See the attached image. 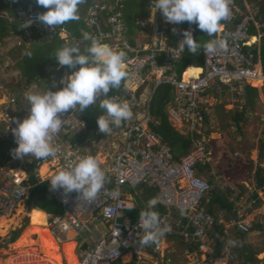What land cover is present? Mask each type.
<instances>
[{
    "label": "built area",
    "instance_id": "built-area-1",
    "mask_svg": "<svg viewBox=\"0 0 264 264\" xmlns=\"http://www.w3.org/2000/svg\"><path fill=\"white\" fill-rule=\"evenodd\" d=\"M125 1L96 0L84 17L82 39L72 37L62 28L63 25L52 29L41 24L36 20L37 14L43 13L40 11L16 9L11 14L1 13L12 25L18 26L16 30L10 28L11 35L29 42L34 28L42 37L52 38L59 34L65 46L88 41L84 37L91 35L127 54L129 83L115 99L130 105L133 112L130 120L122 122L119 127L113 126L108 134L101 133L99 129L86 133L87 122L79 112H73L65 132L64 140L67 142L63 147L59 146L60 152L55 158L41 160L36 163L35 170L26 168L1 172L0 217H6L13 214L21 204L31 200L34 187L32 171L40 182H48L46 180L49 177L71 166L79 158L86 155L97 158L103 148L111 149V153L107 154V163L97 158L106 173V182L104 190L94 201L80 200L75 192L65 194L62 189L51 190L53 198L63 209V215L53 216L48 222L57 240L70 232L77 233L78 240L83 239L86 233L91 235L88 222L104 224V233L91 247L78 255V264H114L139 245L144 232L139 219L134 222L129 215L136 209V205L128 196L130 193L125 191V188L135 189L139 186L157 190L156 207L165 209V212L158 213L163 226L169 231L158 243L152 244L155 253L165 256V248L161 244L175 236H181L190 244H200L201 249L208 248V234L216 223L215 216L207 211L212 186L198 169L214 160V151L208 141L202 138L190 152L177 158L171 147L154 130L160 122L150 112L152 98L160 86L170 85L174 95L168 110L171 124L175 128L177 126L174 123L182 124L186 129L184 134L202 135L205 117L211 112L208 99L212 94L208 91L213 94L227 91L241 96L246 87H253L254 83H260V88H264L261 58L264 15L247 0L242 3L240 0H230L232 15L223 21L221 32L217 33V38L227 40V47L215 54L203 51L205 61L202 73L187 81L184 80L185 72L180 77L176 71L184 55L178 46L185 30L183 22L171 24L164 18L159 24L158 19L154 26H150L151 42L146 44V32L143 31L136 46H132L128 36L129 28L123 16ZM139 25L148 28L145 22ZM102 99L103 96L90 107L99 105ZM13 104H16L14 99ZM7 117L12 120V113H8ZM45 164L51 165L50 169L48 165L51 174H47L49 177L43 180L37 171ZM115 190H119V197L113 199L107 193ZM221 218L224 219L223 214ZM184 220L188 221L186 226L182 225ZM189 228L193 231H189ZM225 233L230 237L228 231ZM239 242L238 239L228 238L217 258L208 253L219 262L234 261L233 249ZM166 261L167 264L172 263L170 257Z\"/></svg>",
    "mask_w": 264,
    "mask_h": 264
},
{
    "label": "rangeland",
    "instance_id": "rangeland-1",
    "mask_svg": "<svg viewBox=\"0 0 264 264\" xmlns=\"http://www.w3.org/2000/svg\"><path fill=\"white\" fill-rule=\"evenodd\" d=\"M261 2L264 3V0H248V3L254 6H259V3ZM152 15L153 14L150 13L148 20L145 22L146 26H148V31L146 32V44L147 42H151L152 35L150 30L152 29L150 26H154L158 19L159 24L161 23V20H164V17L159 10L155 13L154 22H150ZM62 36H65V34ZM109 45L111 47L114 46L112 44ZM31 47V42L15 35H10L6 39L0 38L1 142H16L12 129L17 126V121H22L30 114L31 106L25 99L26 94L44 92L42 84L39 87L34 86L30 90L24 89L19 85L22 71L20 64ZM260 86L261 84L259 83H254L253 85L254 88ZM55 88H57L56 84ZM210 97L211 98L208 99L211 111L210 123L208 124V127H206L208 131L205 135V139L213 149L215 156L214 162L212 163V170L209 171L211 174H206L204 177L205 180L210 181L215 190H222L227 194L229 200H233L236 203L235 211H237L238 214L237 218L229 219L224 217L223 220L222 218L220 219L224 228L226 230L230 229L229 232L236 229V234H233V238L241 240L237 249L234 250V258L236 259L230 262L229 260L228 262H219L216 259H213V257L211 258L209 253L214 256L215 241L211 238L210 234H208V239H212L213 241L211 242L209 240V247L206 249L198 248L192 250L193 248L191 247V244L182 239V237H179V239L174 238L161 245L167 248V257L172 259L171 264H243L244 258L242 257L241 252L237 251L242 247L251 248L257 255L258 259L262 260L259 264H264V192L257 189V181L255 177L257 168L260 167L264 169V158L260 157V147L261 145H264V88H260L257 97H254L246 119L241 124L242 130L237 128L234 122V117L236 114L242 112L243 107L246 104L247 98L245 93H242L241 96L235 93H229L227 95L222 93L219 95L214 94V96ZM13 99L16 104L12 105ZM73 112L76 113L77 109L74 111L69 110L61 116V118L66 121L55 140V143L60 147H63L67 142V140H64V138H66L65 132L68 130L67 123L69 125V118ZM8 113H12V120L7 117ZM174 125L177 126L176 128L178 132L182 134L185 133L186 129H184L182 124L174 123ZM98 153L97 158L102 160V162L107 163V161H109L107 156V154L111 153L109 147L103 148L102 152ZM40 161L41 160H36L29 156H25L22 159L13 158V160L9 162H5L0 158V184L3 180L1 174L3 170L31 169L34 164ZM48 165L50 169L51 165ZM39 169L37 174L43 180L49 177L47 174H51V172H48L47 165H43ZM126 190L128 193L135 192V194H132V198L136 205L139 204V198L145 196L144 189L125 188V191ZM255 193L259 196L257 199L253 197ZM146 197H148V195H146ZM21 209H23L22 212ZM30 211L31 206L28 203H23L13 214L6 216V218L14 219V221L7 232H2L3 230L0 228V260L5 261L17 253V250L13 245L24 234H29V237L32 239L34 236L36 237V233L41 236L42 232H45L48 235L49 244L54 247L55 255H53V263L56 261V256H59L61 257V264H65L63 261V254L61 253V244L54 239L49 225L46 226V221L48 220L47 223L49 222V216L45 222H43V220L39 222L38 220H35L36 217L32 214H29V216L27 215V212L30 213ZM235 220H237L236 223H234ZM34 231H36V233ZM16 234H18L17 239L12 241ZM243 234L244 236H242ZM88 235L87 233L84 235L80 244ZM34 248H38V246H34ZM133 251L134 249L130 252ZM48 253L49 251L47 250L46 254ZM78 254H80V252ZM74 255L76 260L70 262L66 261V264H78V257L75 254V249ZM127 255H129L128 258ZM127 255L124 256L123 259L125 262H132L136 258L135 256H137L136 264H167V261L163 256L150 252L148 253L140 246L137 247L133 253H128ZM45 264L50 263L45 262ZM254 264L258 263L255 262Z\"/></svg>",
    "mask_w": 264,
    "mask_h": 264
},
{
    "label": "clouds",
    "instance_id": "clouds-1",
    "mask_svg": "<svg viewBox=\"0 0 264 264\" xmlns=\"http://www.w3.org/2000/svg\"><path fill=\"white\" fill-rule=\"evenodd\" d=\"M36 2L47 9L46 12L37 14L36 20L55 29L70 21H78L80 19L79 8L85 3V0H36ZM242 2L243 0H240V3ZM261 4L264 6L263 2ZM229 5L230 0H152L150 11L153 15L150 22H154L155 13L159 10L168 23H194L200 30L207 33V36L214 37L221 32L223 21H227L232 15ZM255 7L260 10L258 5ZM262 14L264 15V13ZM182 35L183 39L178 45L181 52H184L187 47L188 51L193 54L198 53L201 49L206 54H215L218 50L227 47L225 38L210 39L201 44L200 41L193 38L191 29L184 30ZM84 39L89 40L90 45L83 51L76 45L63 46L57 49L53 55L60 67L74 69L67 77L66 82L62 80V83H65L63 88L58 91L47 90L26 94L25 99L31 106L30 114L22 121H17V126L12 129L17 144L13 150L14 158L22 159L25 156L33 157L36 160L55 158L60 152L55 140L66 121L61 118L62 114L76 109L77 112L79 110L80 113L84 112L101 96L105 97L99 104V107L104 110V114L97 118L98 129L101 133L108 134L113 126L119 127L122 122L133 117L132 109L126 101H117L115 98H109L108 95L113 89H119L122 81L129 77L126 69V52L115 50L109 44L103 43L91 35H85ZM27 55L31 56V52H28ZM190 67L203 68L196 66L188 68ZM248 87L245 89V95H247ZM260 87L251 88L259 92ZM225 94L227 95L229 92L226 91ZM211 96L214 94L212 93ZM175 129L177 130V128ZM205 137L204 135L203 138ZM213 162L214 160L211 162V167ZM201 175L205 179V175ZM46 181L50 183L51 190L62 189L65 194L75 192L80 200L91 202L104 190L106 173L96 157L86 155L71 166L59 170ZM107 194L116 199L119 197V190ZM132 194L135 192H130L128 196L132 198ZM156 197L157 195L149 200L145 210L139 214V224L144 232L139 246L156 244L169 231L167 227L163 226L161 217L155 210L158 208L156 207L158 203ZM229 230L225 229V232H229ZM229 235L227 240L233 238L232 232H229ZM81 240L80 238L79 241Z\"/></svg>",
    "mask_w": 264,
    "mask_h": 264
},
{
    "label": "trees",
    "instance_id": "trees-1",
    "mask_svg": "<svg viewBox=\"0 0 264 264\" xmlns=\"http://www.w3.org/2000/svg\"><path fill=\"white\" fill-rule=\"evenodd\" d=\"M96 0H85V3L82 4L79 8L80 19L78 21H70L67 24L63 25L62 28L70 34L72 37L76 39H82V30L85 29L84 17L87 15L89 7ZM115 1V0H113ZM125 8L123 9L124 20L129 28L128 36L131 38L132 46H136L137 40L141 37V32H147L148 28L144 29L138 24V20H147L151 13V5L152 0H126ZM259 7L261 13H264V6L259 3ZM16 9H22L24 11H40L46 12L47 9L43 6L37 4L36 0H0V38L6 39L8 38L10 33V28L16 30L17 25H12L10 21L1 16L2 12H8L11 14ZM183 26L185 30L191 29L193 32V38L197 41H200L201 44L206 43L210 39H216L217 34L214 37L207 36V33L200 30L196 24H189L188 22H183ZM144 29V30H143ZM172 41L173 38L171 37ZM32 47L28 52H31V56L25 55L23 58L20 67H21V78L19 85L24 88L30 90L34 86L39 87L41 84L43 85V90H51L58 91L63 88L62 80L66 82L67 77L74 71V69H70L67 67H60L55 57L53 56L55 51L63 46H65V41L60 38L59 34L53 36L52 38H48L47 36L42 37L38 34L37 30L33 28L32 32ZM173 44V42H172ZM76 45L81 48L83 51L90 45V41L71 43L68 46ZM204 50L201 49L198 53H191L188 51L187 47H185L184 55L181 60V63L178 65L177 73L181 77L182 73L189 66L203 67L204 66V56L202 54ZM261 58H262V68L264 71V43L261 48ZM162 63V62H160ZM199 68H188L185 73L195 74L196 70ZM202 71V70H201ZM200 72V71H199ZM186 75L184 74V79ZM128 79L122 81L119 89H113L108 93L109 98H116L120 95L128 85ZM55 84L57 88H55ZM212 94V91H208V93ZM216 92V91H215ZM214 92V93H215ZM225 94L226 92H222ZM218 94V93H217ZM246 104L243 107L242 112L236 114L234 117V122L239 130H242L241 124L245 121L248 111L250 110V106L253 103L254 97H257L258 91L254 88L248 87L246 93ZM105 97H103L104 99ZM102 99V100H103ZM174 100V95L172 93V87L168 84L160 86L153 98L150 105V112L152 116L160 122L159 126L154 127V130L163 138L164 142L171 147L175 156L180 158L181 156L187 154L192 150L195 143L197 141H201L204 135L207 133L206 127L210 123V115L205 117V129L202 135L198 134H188L182 135L179 133L171 124L169 120V106ZM79 114L82 118L87 122L88 129L86 133H90L94 130L98 129L97 118L99 115L104 114V110L99 107V105L94 107H89L85 109L84 112ZM17 147L16 142L9 141H0V158L5 162H9L13 160V150ZM261 154L260 157L264 158V145H261ZM33 170H35L36 164L32 166ZM200 174H210L211 163L206 166H201L199 169ZM34 171L31 172V181L34 184L33 189L31 190L32 198L29 201V205L32 200L36 199V208H39L51 215L61 216L63 215V209L61 205L53 198L51 188L48 182H40L35 176ZM264 169L257 168L255 172V177L257 181V189H260L264 192ZM209 181V180H208ZM210 183V181H209ZM212 186V184L210 183ZM139 189H144L145 196L139 198V204H137L136 209L129 213L132 217L133 221L136 222L139 219V214L141 211L145 210L147 203L149 200L153 199L157 195V190L147 189L144 186L137 187ZM134 193V192H133ZM148 195V197H146ZM254 198H258V194L255 193ZM236 203L233 200H229L227 194L222 190H215L212 186L211 196L209 199V203L207 204V211L212 216H215L216 223L214 224L211 232V238L215 241V258L219 257L221 254L222 246L227 242V234L225 233V228L223 225L219 224V218L222 216L225 218H237V211H235ZM157 211H165L161 208H155ZM40 211L38 209L35 210L36 213H41L46 218L47 215L45 212ZM232 215V216H231ZM231 216V217H230ZM188 224L187 220H184L183 226ZM189 231H193L192 228L188 229ZM244 235V234H243ZM18 237V234L14 236L12 241H15ZM177 239L181 236H175ZM200 244H191V247L194 249H198ZM1 247V245H0ZM221 247V248H220ZM149 251L153 253L151 247H149ZM237 249V247L235 248ZM241 252L242 257L244 258L243 264L255 263L258 264L262 262L259 260L255 252L249 247H242L237 250ZM245 254V255H244ZM114 264H123L122 261H117ZM130 264H135L132 262Z\"/></svg>",
    "mask_w": 264,
    "mask_h": 264
},
{
    "label": "bare ground",
    "instance_id": "bare-ground-1",
    "mask_svg": "<svg viewBox=\"0 0 264 264\" xmlns=\"http://www.w3.org/2000/svg\"><path fill=\"white\" fill-rule=\"evenodd\" d=\"M201 73L202 71L199 74L185 73L186 78L184 80L187 81L191 77H198ZM35 210L36 209L32 210L30 214L36 217L35 220H38L39 222L43 220V222H45L48 218V215L46 214L47 217L45 219L44 215H42L41 213H36ZM22 211L23 209H21V212ZM13 221L14 219H8L6 217L1 216L0 217V228L3 230L2 232L4 233L7 232ZM47 221H46V226H48ZM34 232L36 233V231ZM36 237H37L36 239L34 238L31 239L29 237V234H24L13 245V247L17 250V253H15V255H12V257L8 258L5 261L0 260V264H42V263L45 264V262H49L50 264H61L62 261H61V257L59 256H56L57 257L56 261L53 263V255H55V251H54L53 245L49 244L48 235L45 232H42L41 236H39V234L36 233ZM53 237L57 241L54 235ZM70 237L71 239H74L75 233H71ZM34 246H38V248H34ZM75 246L76 244L73 241L65 242L61 245V253L63 254V261L65 264H66V261L70 262L72 260H76V257L74 255ZM31 248H34V249H31ZM47 250L49 251L48 254H46ZM128 257L129 255H127V258Z\"/></svg>",
    "mask_w": 264,
    "mask_h": 264
},
{
    "label": "crops",
    "instance_id": "crops-1",
    "mask_svg": "<svg viewBox=\"0 0 264 264\" xmlns=\"http://www.w3.org/2000/svg\"><path fill=\"white\" fill-rule=\"evenodd\" d=\"M141 22H144V20L142 21V20H138V24H140ZM142 37V36H141ZM201 72V69H197L196 70V74H199L200 72ZM211 170H212V167H211ZM211 174V173H210ZM36 209H38V210H40V211H43V210H41V209H39V208H36ZM32 211V210H31ZM31 211H30V213H31ZM44 212V211H43ZM29 212H27V215L29 216V214H30ZM47 214V213H46ZM48 216H49V219H51L52 217H53V215H51V214H47ZM97 223V224H96ZM88 228H89V230H90V233H91V235L89 234L88 235V233H87V237L85 238L86 240L85 241H83L81 244H80V241L78 240V238L76 237L77 236V233H75V232H70L68 235H66V236H63L62 238H60V239H58L57 241L59 242V244H63V243H65V242H71V241H73L74 243H76V248H75V254L77 255L79 252L81 253L82 251H84L85 249H87L88 247H91L95 242H96V240L100 237V236H102V234L104 233V224L103 223H99V222H97V221H91V222H88ZM236 232V229H233L232 230V235L233 234H236L235 233ZM71 233H75V238L74 239H71V237H70V234ZM240 235V234H239ZM239 235H238V237H239ZM242 236H244V235H242ZM34 238L36 239L37 237H35L34 236ZM210 239H208V241H209ZM211 242H212V239L210 240ZM162 243H164L165 244V242H162ZM210 243V242H209ZM209 243H208V245H209ZM137 247H139V245L137 246ZM137 247H135L134 248V251L136 250V248ZM141 248H143L144 250H146L148 253L150 252L149 251V248H148V246H140ZM149 247H151L152 248V250H153V254H157V253H155V251H154V249H153V246L152 245H149ZM163 247V246H162ZM163 248H165V247H163ZM133 251V252H134ZM133 252H128V253H133ZM151 253V252H150ZM163 253L165 254V256H163V255H161V256H163V258L164 259H167L168 257H167V251H166V248H165V251H163ZM162 253V254H163ZM132 255H134V254H132ZM78 256V255H77ZM126 256V255H125ZM134 257V256H133ZM136 258L134 259V261H132V262H135V264L137 263V256H135ZM124 259V258H123ZM123 259L121 260L122 261V263L123 264H130V263H132V262H125V261H123Z\"/></svg>",
    "mask_w": 264,
    "mask_h": 264
},
{
    "label": "water",
    "instance_id": "water-1",
    "mask_svg": "<svg viewBox=\"0 0 264 264\" xmlns=\"http://www.w3.org/2000/svg\"><path fill=\"white\" fill-rule=\"evenodd\" d=\"M36 209V199L34 198L31 202V210Z\"/></svg>",
    "mask_w": 264,
    "mask_h": 264
}]
</instances>
